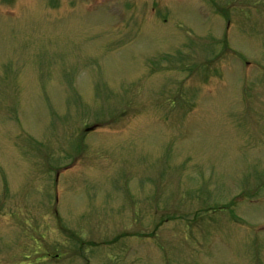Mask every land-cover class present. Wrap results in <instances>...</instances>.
<instances>
[{"label":"rangeland","instance_id":"1","mask_svg":"<svg viewBox=\"0 0 264 264\" xmlns=\"http://www.w3.org/2000/svg\"><path fill=\"white\" fill-rule=\"evenodd\" d=\"M0 264H264V0H0Z\"/></svg>","mask_w":264,"mask_h":264}]
</instances>
